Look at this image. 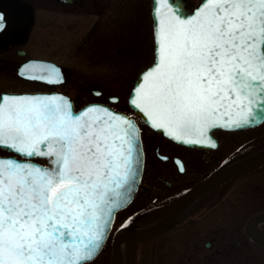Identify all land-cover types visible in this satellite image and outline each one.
Listing matches in <instances>:
<instances>
[{"label":"snow or ice","instance_id":"obj_1","mask_svg":"<svg viewBox=\"0 0 264 264\" xmlns=\"http://www.w3.org/2000/svg\"><path fill=\"white\" fill-rule=\"evenodd\" d=\"M153 37L130 103L155 129L210 145L214 127L262 118L264 0H156ZM23 72L65 82L54 63L30 61ZM0 147L14 153L0 155V264H87L140 178L135 118L99 102L77 110L62 92L3 93Z\"/></svg>","mask_w":264,"mask_h":264},{"label":"rangeland","instance_id":"obj_2","mask_svg":"<svg viewBox=\"0 0 264 264\" xmlns=\"http://www.w3.org/2000/svg\"><path fill=\"white\" fill-rule=\"evenodd\" d=\"M115 1L112 3L110 21L103 15H98L102 10L99 6L81 8L73 13L64 12L60 18L50 17V23L42 22L43 18L38 19V26L32 31V54H40L60 62L65 71L66 81L58 86L30 83L27 88L64 91L72 96L77 109L91 101H104L116 109L131 112L128 96L134 82L139 73L154 59L152 19L150 14L143 17L144 19L137 18L133 12L131 13L133 11L131 9L128 23L120 25L116 17L123 15L127 8L124 6L121 12H117L116 6L121 1L117 0V4ZM93 88L101 89L102 93L96 95ZM111 95L119 96V102H110ZM145 127L146 130L151 129L147 125ZM260 131L264 133V125L250 134L257 135ZM154 136L157 142H162L161 152L175 155L184 150L181 145L162 136L160 132L155 131ZM221 136L224 138V149H230L232 152L243 147L242 139L246 138L248 133L224 131ZM255 138L254 144L264 142V134ZM170 163L172 164V160ZM261 173L262 171L258 170L252 177ZM167 175V178L173 181L172 187L160 192L152 187L139 191L135 200L118 212L114 230L122 225L129 228L125 222L140 210L149 208L162 212L163 210H158L159 206L166 207L170 196L172 198L181 186L192 179L190 171L181 173L175 167L170 169ZM261 176V179L253 181L252 188L244 194L241 190L236 191L235 184L247 181L248 178L229 182L217 191L212 205H206L209 206L208 210H198L195 215L186 218L184 216L181 219L187 211L184 210L172 226H169L170 228H166L156 237L125 242L122 248L125 264H238L229 261L226 253H211L216 247H220L221 243H226V240L230 239L228 235L237 217L245 219L248 214L256 211L249 210L248 213V210L232 208L240 205L241 201L248 197L263 199L259 197L264 193L263 173ZM219 232L226 233L223 241L220 240ZM212 240L214 246L209 249L206 243ZM104 254L105 250L100 257ZM256 254V258L264 264V254H258L257 251ZM239 264L258 263L252 261Z\"/></svg>","mask_w":264,"mask_h":264},{"label":"flooded vegetation","instance_id":"obj_3","mask_svg":"<svg viewBox=\"0 0 264 264\" xmlns=\"http://www.w3.org/2000/svg\"><path fill=\"white\" fill-rule=\"evenodd\" d=\"M121 9L123 7L127 8L126 12L122 15V18L126 21L130 17V10L132 14L137 18H143L147 15L151 16L152 19V28H153V0H120ZM117 4V0L115 1ZM195 0H188L189 6L194 3ZM113 0H0V11L4 12L6 25L3 29H0V94L4 92H23V91H46L47 89H30L27 86L30 83H38L42 85L58 86L57 84H52L46 82L42 79H38L32 76H27L19 73L20 68L26 64L30 59L33 58H44L50 59L61 65L64 72V68L60 62L53 58H48L40 54H32V35L33 30L38 26V19L45 23H50L51 18H60L64 12H78L81 8H90L94 6L102 7L101 11L98 12L99 16H104L106 20H111V7ZM119 6V5H117ZM116 6V7H117ZM144 19V18H143ZM41 22V21H40ZM19 85H15V84ZM264 125V122L255 127L241 128L236 130H226V129H216L214 135L218 139V146H206V147H192L188 145H181L184 150L179 151L175 155H171L169 152H161L162 147L161 141H156L154 136L155 131L146 130V124L140 123L142 130L143 146L145 150V169L142 177V181L139 187V191L147 190L150 187L156 188L159 192L167 188L172 187L173 181L167 178V173L170 169L175 167L180 171L179 164L176 162V157L180 158L183 163L184 173L190 171L192 179L183 186L179 188V191L170 196L169 207L174 203V201L181 195V193L187 191L198 181L204 179L212 172L218 169L222 165L223 161L227 157H238L241 154L249 153L252 150H255L254 141L256 136H262L264 133L261 131L255 134H250L251 131H255L261 126ZM224 131H231L233 133L247 132L248 136L242 139V152L232 151L230 149H224L223 141L224 138L221 136V133ZM217 132V133H216ZM226 142V141H225ZM155 144V146H154ZM264 147V145H263ZM244 150H250L245 151ZM1 155L13 154L11 151L0 147ZM246 154V155H247ZM161 155H166L167 158H163ZM245 156V155H244ZM37 160L44 161L43 159L37 158ZM172 160V164L170 163ZM261 170L264 175V164L260 167L248 171L242 175L234 177L233 179L226 181L217 187L210 189L209 191L203 193L200 197L195 200L193 204L184 208V210H189L181 219L188 216L196 214L198 210H208L209 206L214 202V197L216 196L217 191L227 185L229 182L238 179L248 178L247 181L242 183L235 184L237 187V192L242 191L241 193L248 192L253 184L255 179H261V174L253 176L255 172ZM249 176V177H248ZM249 182V183H247ZM247 183V184H246ZM164 186V187H163ZM256 189V186L253 187V190ZM216 190V191H215ZM138 191V192H139ZM242 194V195H243ZM263 197L256 199L255 197H248L247 199L241 201L240 205L235 206L232 210H256L243 219L242 217H237L232 231L229 235L230 239L226 240V243H221L220 247H216L211 254L217 253H226L228 260H232L235 263H249L257 262L261 264V261L256 258L257 254H264V243L257 241L252 238L247 231V224L250 217L258 212L264 211V193L259 195ZM258 198V197H257ZM258 203L260 205H258ZM258 205V206H257ZM160 207V206H159ZM158 207V208H159ZM167 207V205H166ZM165 205L160 207L158 210H166ZM190 210H196L191 212ZM259 226L264 229V221L259 223ZM123 228V227H120ZM170 228V227H169ZM115 232L109 236L106 241L101 253L87 262V264H111L113 257V235ZM226 233L219 232L220 240L223 241ZM227 237V236H226ZM215 239V238H214ZM207 248H212L214 242L208 241L206 243ZM105 250V254L100 257L102 252ZM231 256V257H230ZM100 258V259H99ZM230 258V259H229ZM123 257L122 264H125Z\"/></svg>","mask_w":264,"mask_h":264},{"label":"water","instance_id":"obj_4","mask_svg":"<svg viewBox=\"0 0 264 264\" xmlns=\"http://www.w3.org/2000/svg\"><path fill=\"white\" fill-rule=\"evenodd\" d=\"M155 2H156V0H153V9L155 7ZM152 13H153V11H152ZM30 61L33 62V63H37V64L38 63H54L61 69V67L56 62H54L52 60H49V59L33 58ZM20 72L24 74L23 67L20 68ZM39 75H40L39 73H36L32 77H37L38 78ZM62 83H64V82H62ZM93 91L96 92L97 94L101 93V90H99V89H94ZM51 92H62L65 95H68L73 100L71 95H69L68 93H65L63 91H60V90L48 91V92L32 91V92H15V93H51ZM128 102H129L130 106L135 110V112L138 115H140V117L142 118V120L144 122H146L149 126H151L155 131H159L163 135L167 136L162 130L155 129L150 123H148L146 121V119L144 118V114L141 111L137 110L133 105H131V103H130V95L128 97ZM99 103H103V102H99ZM104 104H106V103H104ZM107 105H109V104H107ZM74 107H75V103H74ZM75 109H76V107H75ZM126 114H128V113H126ZM260 115H261L262 118L258 119V120H255L254 123H252L250 125H244V126L234 127V128H229V127H224V126H216V127H214L211 130V133H210L214 143L210 144V145H201V144H198V143L181 142V141L175 140L172 137H169V136H167V137H169V138H171V139H173V140H175V141H177L179 143L187 144V145H191V146H195V147L217 146L218 145L217 138L213 135V131L215 129H217V128L240 129V128L256 126V125H258V124H260V123H262L264 121V112H262ZM135 120H136V118H135ZM136 122H137V120H136ZM143 151H144V148H143ZM37 157H44V156H37ZM44 158L47 159V157H44ZM176 160H177V162L179 163V165L181 167V171H183L182 162L179 159H176ZM39 163H41V162H39ZM45 164H47V163H45ZM144 164H145V152H144L143 168H142V171H141V174H140V178L137 181V185H136L135 189L133 190V192L131 193L130 198L126 202V204L124 206L120 207L116 211L115 216H114V220H115L117 212L120 209H123L124 207L129 205L131 203V201L133 200V198H134V196H135V194H136V192H137V190L139 188V184H140V181H141V178H142V175H143ZM263 164H264V148H261V149L255 151L253 153H250V154H248V155H246V156H244V157H242V158H240V159H238L236 161H233V162L229 163L228 165L216 170L215 172L211 173L210 175H208L204 179H202L199 182H197L196 184H194L190 189H188L182 196H180L177 199V201L170 207L169 210L166 211V213L163 216H161L159 219H157L155 222H153L149 226H147V227H145V228H143L141 230L125 229V230L117 233L115 235L114 241H113V257H112V263L111 264H122V257H123L122 256V244H123V242H125L127 240H146V239L155 237L161 231H163L167 227V225L185 207H187L191 202H193L195 199H197L203 193L209 191L210 189H212V188H214V187H216V186H218V185H220V184H222V183H224V182H226V181H228V180H230V179H232L234 177H237V176L242 175V174H244V173H246L248 171H251V170H253V169H255V168H257V167H259V166H261ZM114 220H113V223H114ZM261 221H264V211L258 212V213L254 214V215H252L250 217V219L248 220V224H247V231H248L249 235L252 238H254V239H256V240H258L260 242H264V229L259 226V223ZM113 223H112V226H113ZM112 226H111V229H112ZM99 252H98V254H99Z\"/></svg>","mask_w":264,"mask_h":264},{"label":"trees","instance_id":"obj_5","mask_svg":"<svg viewBox=\"0 0 264 264\" xmlns=\"http://www.w3.org/2000/svg\"><path fill=\"white\" fill-rule=\"evenodd\" d=\"M120 9H121V6L119 4V6L116 7L117 12H119ZM117 17H116V21L120 22L119 23L120 25H122V24L125 25V23L126 24L128 23L127 22L128 20L125 21L122 18V14L121 15H118ZM262 143H264V142H258L259 145L262 144ZM245 151H250V150H244L243 152H245ZM230 158H234V157H230ZM230 158H228V159L226 158L223 161L222 166L225 165ZM188 211L189 210H187L186 213ZM190 211L191 212H194L196 210H190ZM156 212H158V214ZM164 212H165V210H163L162 212H159V211H156V210H153V209H149V208H146L144 210H140V212L138 211L137 213H135V214H133L131 216V218L127 221V225L130 226V227H132V228H142V227H145L148 224H150L151 222H153L154 220H156L157 218H159ZM186 213H184V215Z\"/></svg>","mask_w":264,"mask_h":264}]
</instances>
